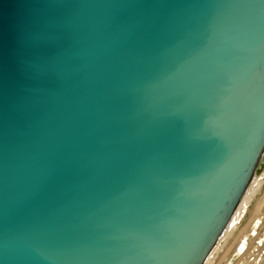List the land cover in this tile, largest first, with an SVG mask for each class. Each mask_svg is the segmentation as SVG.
Listing matches in <instances>:
<instances>
[{"label":"water","instance_id":"1","mask_svg":"<svg viewBox=\"0 0 264 264\" xmlns=\"http://www.w3.org/2000/svg\"><path fill=\"white\" fill-rule=\"evenodd\" d=\"M264 164V0H0V264H203Z\"/></svg>","mask_w":264,"mask_h":264},{"label":"rangeland","instance_id":"2","mask_svg":"<svg viewBox=\"0 0 264 264\" xmlns=\"http://www.w3.org/2000/svg\"><path fill=\"white\" fill-rule=\"evenodd\" d=\"M256 176L263 182L261 188L257 192V196H259L264 191V164ZM254 203L255 198H251L250 204L247 206L246 210H244L238 221L239 227L247 222L250 215V209ZM252 221L244 235L242 234L236 239L231 250L222 261H220V257L227 251V246H229L232 241L231 237L227 244H224V238L222 237L224 232L222 233L214 248H216L217 245L219 246V244L224 246L216 253V255L215 252H213L214 254H212V256L209 255L212 260L210 264H260L264 261V205L259 215ZM214 248H212L211 252L214 251Z\"/></svg>","mask_w":264,"mask_h":264},{"label":"bare ground","instance_id":"3","mask_svg":"<svg viewBox=\"0 0 264 264\" xmlns=\"http://www.w3.org/2000/svg\"><path fill=\"white\" fill-rule=\"evenodd\" d=\"M262 183L263 182L261 180H259L258 177L255 175L254 178L252 179L251 183L247 187V189H246L241 201L239 202L238 206L236 207V210L234 211V214L232 215V217H231V219H230L228 225L226 226V228L224 230V233L222 235V237L224 238V244H227L228 240L231 237H232V241L230 242L229 246H227V251L220 257V261H222V259L231 250V248H232L233 244L235 243L236 239L239 236H241L242 234L244 235V233L248 229V226H249L250 222L255 217H257L259 215V213L261 212L262 207L264 205V191L259 196H257V192L261 188ZM251 198H255V203L250 209V215L248 217V220L243 226L239 227L238 226V221L240 220V217L242 216V213L244 212V210H246L247 206L250 204ZM223 246L224 245H220L219 244V246L217 245L216 248L213 247L214 251L210 252L211 254L209 253V255L212 256V254H214L213 252H215V255H216V253ZM210 256H209V258L208 257L206 258V260H205V262L203 264H210L212 262ZM260 264H264V261L261 262Z\"/></svg>","mask_w":264,"mask_h":264}]
</instances>
